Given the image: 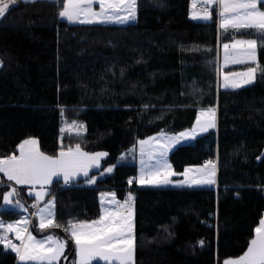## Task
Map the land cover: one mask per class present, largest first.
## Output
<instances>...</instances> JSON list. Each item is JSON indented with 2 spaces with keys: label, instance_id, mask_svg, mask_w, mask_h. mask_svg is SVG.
<instances>
[{
  "label": "trees",
  "instance_id": "16d2710c",
  "mask_svg": "<svg viewBox=\"0 0 264 264\" xmlns=\"http://www.w3.org/2000/svg\"><path fill=\"white\" fill-rule=\"evenodd\" d=\"M189 7L190 0H138L134 22L86 25L59 18L52 0H17L0 18V155L30 137L48 155L76 143L86 152H107L89 175L116 167L94 186L80 179L61 190L53 181L56 221L96 219L103 191L115 190L120 199L133 193L135 264H223L246 251L264 215V76L222 88L217 62L228 41L215 10L212 21L199 22ZM258 63L264 67V50ZM210 107L217 110L216 128L179 145L169 162L180 174L216 157L217 189L128 185L137 163L118 164L124 151L162 129L193 127L199 110ZM63 121L82 122L86 130L61 134ZM2 181L0 205L12 184L3 174ZM22 199L31 211L35 198ZM22 213L1 209L0 217L12 221ZM33 227L37 231L35 215ZM51 231L68 235L62 227ZM73 249L69 238L64 259ZM75 261L74 252L69 264ZM0 264L20 262L0 246Z\"/></svg>",
  "mask_w": 264,
  "mask_h": 264
},
{
  "label": "snow or ice",
  "instance_id": "6c2138e0",
  "mask_svg": "<svg viewBox=\"0 0 264 264\" xmlns=\"http://www.w3.org/2000/svg\"><path fill=\"white\" fill-rule=\"evenodd\" d=\"M25 3H35L36 0H24ZM57 4L58 17L70 24H124L135 20L138 0H52ZM17 0H0V18H4L10 6H15ZM98 6V7H95ZM216 14L218 31L224 33L228 41L223 43L224 65H245L243 71H229L223 74L224 88H241L251 85L259 71L264 76V67L258 63V50H264V0H192L190 17L193 20L212 21L213 11ZM233 33L239 34V38ZM211 51V49H208ZM255 65V66H253ZM3 62L0 61V67ZM147 107V106H145ZM61 117L65 110L60 109ZM162 117H158L160 119ZM215 108L201 109L196 116L191 129L169 134L163 129L155 136L139 140L140 169L139 175L129 178L128 184L134 182L141 185L163 186L172 184L171 177L177 175L168 162V153L182 140L195 139L199 133L216 128ZM75 130L76 135L86 130L85 125L77 121L64 126L60 132ZM122 153L117 163L126 159L133 152ZM18 152V154H17ZM108 156L107 152H86L80 143L65 148L63 144L57 154L48 155L41 151L35 138L22 140L10 154L0 155V173L15 185H30L35 191L37 203L33 215L39 218V230L63 228L67 237L46 235L42 239L29 231L32 221L20 217L11 222L0 219V246L5 251L15 253L20 264H59L65 255L67 240L70 238L75 248V264H93L103 261L104 264H135L136 237L134 233V196L131 192L123 201L116 198L115 192L101 193L100 213L96 219H70L66 224L56 221L55 197L46 186L53 183V178L63 179L68 185L80 176L86 178V183L95 184L96 176H90L91 169H100V161ZM259 158V157H258ZM115 164L100 172L111 173ZM183 180L176 181L178 185H214L216 183V163L206 160L203 165L186 167ZM3 184V181H0ZM10 191L3 192L4 210L8 206L13 209L27 211L21 202L17 189L11 183L6 185ZM32 194L31 192L29 193ZM51 196L43 208L39 201L45 196ZM13 197H16L13 200ZM9 234H14L13 242ZM203 245V241L199 242ZM223 264H264V218L259 220L254 229V238L249 241L246 251L236 258H226Z\"/></svg>",
  "mask_w": 264,
  "mask_h": 264
},
{
  "label": "rangeland",
  "instance_id": "374dc122",
  "mask_svg": "<svg viewBox=\"0 0 264 264\" xmlns=\"http://www.w3.org/2000/svg\"><path fill=\"white\" fill-rule=\"evenodd\" d=\"M96 7V6H95ZM136 20V19H135ZM135 20H130V21H128V22H126V23H124V24H127V23H131V22H134ZM78 24V23H77ZM221 32H222V30H221ZM257 55H258V53H257ZM0 61H1V59H0ZM218 64H217V70L219 71V75H220V86L222 87V88H224L223 87V74L225 73V72H229V71H227V68H229V67H231V66H236V65H234V64H230L228 67H226L225 65H224V49H223V44H222V46H221V49H220V52H219V58H218V62H217ZM241 66V65H240ZM253 66H255V65H253ZM243 70H245V68H238V70H233L234 72H238V71H243ZM259 73V71L257 72V74ZM68 124H71V122L69 123V122H67ZM79 123V122H78ZM62 126H64V121H63V123H62ZM192 128V127H191ZM191 128H188V129H191ZM187 130V129H186ZM209 130H211V129H209ZM208 130V131H209ZM183 131H185V130H183ZM207 131V132H208ZM65 132H69V133H76L75 132V130H71V131H69V130H66ZM84 132V130H81V133H83ZM180 132H182V131H180ZM207 132H203V133H199L197 136H196V138L197 137H199V136H201V135H203L204 133H207ZM177 133H179V132H177ZM170 134H175V133H170ZM150 137V136H149ZM31 138H34V137H31ZM195 138V139H196ZM35 139H37V138H35ZM146 139V138H145ZM195 139H188V140H182L179 144H177V145H175L173 148H172V150L171 151H169V153H168V157L170 156V153L175 149V148H177L179 145H181V144H191V143H193L194 141H195ZM37 141H38V143H39V140L37 139ZM138 145V143L135 145V148H136V146ZM40 147V146H39ZM134 147V146H133ZM133 147H131L130 149H133ZM123 153H128V151H124ZM131 153H135V149H134V151L133 152H131ZM131 153H129L128 155H127V158L125 159V160H123V161H120L118 164H123V163H127L129 160H134L136 163H138V168L140 169V163H139V161H140V151H139V147H138V161L136 160V157L134 156L133 158H131ZM17 154H18V152H17ZM169 159V158H168ZM133 161V162H134ZM169 162V161H168ZM100 164H101V161H100ZM173 170V169H172ZM176 173V172H175ZM139 175V174H138ZM179 174H177V175H175V176H173V177H171V179H172V181H173V184H176L175 182L176 181H180V179H177V178H179V176H178ZM136 177H137V175H136ZM174 177H176V178H174ZM5 180H7V178L5 177ZM12 186L13 187H15L16 189H17V192H18V196H19V198H20V200H21V202L24 204V206H25V208L27 209V207H26V204H25V202H24V200L22 199V196L23 195H25V196H27V197H34L35 198V191H38L39 190V186H37L35 189H33L32 188V186H30V185H15V182H12ZM136 185V183L134 182L132 185H129L130 187H133V185ZM141 185V184H140ZM143 187H140V188H155V186H152V185H142ZM217 185H216V183H215V185L213 186V188L214 189H216L217 187H216ZM51 189V185H49V186H46V190L47 191H49ZM11 189H9L8 191H10ZM32 193L31 195L29 194V193ZM133 194V193H132ZM134 196V195H133ZM15 198L16 197H13V200H15ZM36 199V198H35ZM121 200V199H120ZM48 200H45V197L43 198V200H41V201H39V203H40V207L41 208H43L44 206H45V203L47 202ZM3 205V199H2V203H1V205L0 206H2ZM1 209H4V207H0V210ZM8 209H12L13 210V208H11L10 206H8ZM15 210H19V211H23L24 213H22V215L20 216V217H27L30 221H33V219H31L30 218V213L28 212V209H27V211H24L23 209H15ZM133 211H134V209H133ZM134 215H135V212H134ZM19 217V218H20ZM18 218V219H19ZM0 219H2L1 217H0ZM17 220V219H16ZM35 220H36V232L35 231H33V230H31L30 229V227H31V225L29 226V231H31L32 232V234L34 235V236H36V238L37 239H42V238H44L46 235H55V236H57V237H60V238H62L61 237V235L60 234H58L57 232H55V231H50V232H48V233H46V234H43V235H41L42 234V232L39 230V218H38V216L37 215H35ZM12 221H14V220H12ZM5 222H11V221H5ZM32 224V223H31ZM45 231V230H44ZM9 236L10 237H13L14 238V234H9ZM13 242H15V243H19V241H16L15 239H14V241ZM15 254V253H14ZM63 259V257H61V259H60V261H59V264H61V260ZM65 260H66V258H65ZM64 260V261H65ZM19 262V261H18ZM94 263H99V264H104V262L103 261H94L93 262V264Z\"/></svg>",
  "mask_w": 264,
  "mask_h": 264
},
{
  "label": "crops",
  "instance_id": "0c3cea01",
  "mask_svg": "<svg viewBox=\"0 0 264 264\" xmlns=\"http://www.w3.org/2000/svg\"><path fill=\"white\" fill-rule=\"evenodd\" d=\"M191 5H192V0H190V7H189V16H190V9H191ZM96 7H98V6H96ZM191 18V17H190ZM193 20V19H192ZM194 21H199V22H205V21H200V20H194ZM108 24H116V23H108ZM257 59H258V55H257ZM230 64H228L226 67H228ZM232 67V66H231ZM228 89H236V88H228ZM202 109H208V108H202ZM201 110V109H200ZM199 110V111H200ZM215 110H216V108H215ZM199 113V112H198ZM216 123H217V110H216ZM215 129V128H214ZM183 132V131H182ZM170 134V133H169ZM156 135V134H155ZM155 135H152V136H155ZM138 147H139V144L136 146V148H135V153H131V158H133L134 156L136 157V160L138 161ZM129 150V149H128ZM128 150H126V151H128ZM127 158V157H126ZM169 158V157H168ZM103 159V158H102ZM102 159H101V163H102ZM168 161H169V159H168ZM170 163V162H169ZM188 167H197V166H188ZM96 169L95 168H93V169H91L90 170V172H89V174L92 172V171H95ZM113 172V171H112ZM111 172V173H112ZM111 173H105L103 176H101L100 175V173L98 174V175H94V176H96L97 177V179H96V181L98 180V179H101V178H103L104 176H107V175H109V174H111ZM183 173V172H182ZM138 174H139V168H138V163H137V176H138ZM179 176V178H177V179H180V180H183L184 179V177L182 176V175H178ZM174 178H176V177H174ZM80 179H84L83 181H81L80 182V184L82 185V186H85V187H92V186H94L95 184H89V183H86V178L83 176V175H80V176H78L75 180H74V182H76V181H79ZM55 180H63L62 178H60V179H57V178H53V181H55ZM136 185L138 186V187H143L142 185H140V184H138V183H136ZM215 185V184H214ZM214 185H193V186H191V187H189V186H187V185H178V184H168V185H163V186H155V188H170V189H180V188H190V189H212L213 188V186ZM108 192H115V190H106V191H103V192H101V193H108ZM101 193H100V195H99V203H100V201H101ZM116 193V192H115ZM116 198L118 199V200H120V198L117 196V193H116ZM100 207H101V204H100ZM262 218H264V215L262 216ZM258 226V225H257ZM256 226V227H257ZM254 238V237H253ZM63 260H64V256H63V259L61 260V263L63 262Z\"/></svg>",
  "mask_w": 264,
  "mask_h": 264
},
{
  "label": "built area",
  "instance_id": "2783aa9c",
  "mask_svg": "<svg viewBox=\"0 0 264 264\" xmlns=\"http://www.w3.org/2000/svg\"><path fill=\"white\" fill-rule=\"evenodd\" d=\"M210 160H212V161H214L215 163H217V158H216V157H212ZM57 187H58V189H61V190H63V189H67V188L71 187V183L68 184V185H65L63 182H59V183L57 184ZM216 187H217V186H216ZM128 193H129L128 191H126V192L124 193V195H123V200L125 199V197L127 196ZM10 238L13 239V237H10Z\"/></svg>",
  "mask_w": 264,
  "mask_h": 264
},
{
  "label": "water",
  "instance_id": "95a60500",
  "mask_svg": "<svg viewBox=\"0 0 264 264\" xmlns=\"http://www.w3.org/2000/svg\"><path fill=\"white\" fill-rule=\"evenodd\" d=\"M0 181H2V175L0 174ZM52 229H46L45 231L42 232L41 235L46 234L48 232H50ZM33 231H35V228L33 227ZM75 250L73 249L70 253V255L66 258V260L64 261V264H69V260L71 259L72 255L74 254Z\"/></svg>",
  "mask_w": 264,
  "mask_h": 264
}]
</instances>
